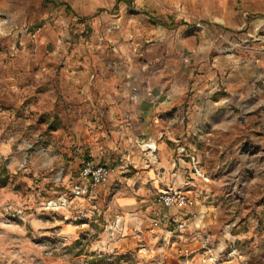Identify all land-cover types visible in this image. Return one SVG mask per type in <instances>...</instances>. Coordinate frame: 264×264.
Wrapping results in <instances>:
<instances>
[{
  "label": "crops",
  "instance_id": "1",
  "mask_svg": "<svg viewBox=\"0 0 264 264\" xmlns=\"http://www.w3.org/2000/svg\"><path fill=\"white\" fill-rule=\"evenodd\" d=\"M99 5L115 8L96 14ZM48 18L53 26L42 22ZM132 20L137 21L134 46L127 41ZM35 22L40 25L31 37L27 31ZM69 22L79 33L89 23L100 37L94 42L79 39L70 56L61 54L65 44L56 42L54 28ZM193 26L199 29L192 31ZM154 37L157 42L149 43L146 51L165 50L171 63L158 69L156 77H136L133 85L128 84L125 58L112 66L105 54L97 53L112 39L115 49L124 51ZM49 43L52 49H47ZM224 46L232 53L220 52ZM196 68L200 87L214 86L219 92L212 107L193 103L202 95L190 83ZM228 99L264 103V0H0V129L39 136L45 155L67 175L79 172L87 160L113 166L106 184L119 187L118 204L156 211L159 217H171L174 225L182 222L185 228L177 234L181 239L193 232L195 217L200 222L203 210L207 220L232 219L236 225L243 212L255 207L251 203L244 209L243 204L255 196L256 180L261 183L264 172H257L255 152L246 165L238 148L244 141L239 116L247 115L250 122L258 110L243 105L234 112L227 107ZM30 111L40 120L28 117ZM64 131L74 132L77 139L65 140ZM80 135L87 140L80 141ZM28 137L8 142L16 147L12 159L33 144L34 138ZM147 139L151 142L145 145L156 147L154 154L135 145ZM178 139L189 150L200 147V169L207 182L196 176L188 181L179 169L173 172ZM187 165L178 162V168ZM243 179L248 180L247 189L239 188ZM172 182L181 190L188 183L193 204L164 206L157 200V192ZM186 243L181 240L178 246Z\"/></svg>",
  "mask_w": 264,
  "mask_h": 264
},
{
  "label": "rangeland",
  "instance_id": "2",
  "mask_svg": "<svg viewBox=\"0 0 264 264\" xmlns=\"http://www.w3.org/2000/svg\"><path fill=\"white\" fill-rule=\"evenodd\" d=\"M114 8L111 5H99L95 8V13L113 12ZM69 12L67 10V14ZM148 21L152 23L151 20ZM42 22L54 25V20L50 18ZM136 22L129 21L128 26L127 41L132 42L133 46L138 41V36L134 34ZM38 25L39 22L30 25L27 31L29 36L33 37ZM195 28L199 29V26H193L192 31ZM54 30L58 34L56 42L65 44L59 53H66L67 56L71 55L72 45L79 39L83 42H94L100 37L93 34L89 23L83 25L80 33L75 31L71 22ZM147 40H143L135 48L132 46L119 51L113 45L117 41L112 39L108 41L109 45L103 52L97 53L105 54L112 61V66L125 58L128 84L133 85L136 77H156L159 74L158 69L171 63L165 50L161 51L156 47L146 51L149 43L157 42L155 37ZM19 45L18 43L17 46ZM47 49H52L50 43ZM220 52L232 53L226 46ZM192 53L196 54L194 51ZM196 56L199 57V54ZM199 74V69L196 68L190 80L191 85L196 86L193 90L202 93L201 96L193 98V103L212 107L217 104L213 103L216 100L215 92H219L213 91L216 88L214 86L200 87L201 84L196 79ZM226 104L234 112L243 105H254L258 110L250 122L246 121L247 115H238L244 126V141L238 149L241 150L246 165L249 156L255 152L257 172L262 174L264 144L257 142L264 141V103L247 99L246 104H241L237 100L228 99ZM28 117L33 120L41 118L32 111ZM247 123L253 126H247ZM8 129H0V264H185L184 258L176 250L185 247L192 251L188 259L194 264H264V207H260L264 204V180L261 183L256 180L255 196L250 195L253 190L249 192L251 200L245 201L243 207L247 209L251 203L255 207L240 215V224L232 225V219L224 223L214 221L213 217L207 220V211L203 210L200 222L199 216L195 217L193 232L185 234L184 239H181L177 234L182 228L174 232L173 227H177L174 222L154 225L156 211L146 208L129 210L120 206L118 203L122 193L114 183L108 186L105 182L95 190L76 194L78 171L67 175L55 159L45 155L44 144L39 136L28 137L21 131L14 130L11 133ZM62 134L65 140H73V136L77 139L74 132L64 131ZM206 134L210 136L211 132ZM24 137L34 138L35 141L28 148L22 147L24 154L17 153L12 159V151L16 147L14 144L8 147V142L21 143L19 140ZM79 139L87 140L82 135ZM146 141L139 140L135 145L142 146ZM176 142L179 143V139ZM198 149L200 147L195 146L189 150L179 143L175 148L173 172L179 169L188 177V181L194 180L193 176H196L207 182L209 177H204L200 169L203 154ZM183 160L187 162V167L178 168V162ZM184 184L189 186L187 182ZM187 187L182 190L189 191L186 190L189 188ZM239 188L247 189L248 180L243 179ZM181 240L187 242L183 247L178 246Z\"/></svg>",
  "mask_w": 264,
  "mask_h": 264
},
{
  "label": "built area",
  "instance_id": "3",
  "mask_svg": "<svg viewBox=\"0 0 264 264\" xmlns=\"http://www.w3.org/2000/svg\"><path fill=\"white\" fill-rule=\"evenodd\" d=\"M148 142H151V140L147 139L142 146L144 147V150L154 154L156 147L146 146L145 144ZM113 170V166L104 163H96L93 161L84 162L79 170V184L75 185V193L83 194L88 190H94L99 184H104L107 182ZM156 197L157 200L164 206L183 207L186 204H193L194 201L193 198L189 196V191H182L179 188L174 189L173 185L167 187L165 190L158 191ZM153 220L154 225L156 226L171 223V220L164 216H157L156 219ZM177 228H184L183 223H177ZM176 250L178 255L184 258L185 264H194L192 260L188 259V256L192 253L188 247L177 248Z\"/></svg>",
  "mask_w": 264,
  "mask_h": 264
},
{
  "label": "bare ground",
  "instance_id": "4",
  "mask_svg": "<svg viewBox=\"0 0 264 264\" xmlns=\"http://www.w3.org/2000/svg\"><path fill=\"white\" fill-rule=\"evenodd\" d=\"M146 146H149V147H155V146H152L151 144H147Z\"/></svg>",
  "mask_w": 264,
  "mask_h": 264
}]
</instances>
